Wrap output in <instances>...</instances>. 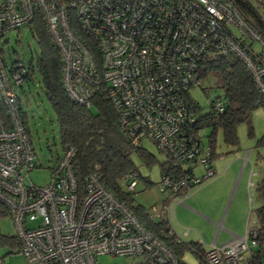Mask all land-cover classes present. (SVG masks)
I'll return each mask as SVG.
<instances>
[{
  "label": "built area",
  "instance_id": "built-area-1",
  "mask_svg": "<svg viewBox=\"0 0 264 264\" xmlns=\"http://www.w3.org/2000/svg\"><path fill=\"white\" fill-rule=\"evenodd\" d=\"M37 14L60 54L69 98L88 105L100 91L131 144L148 139L177 167L205 165L201 176L161 174L158 188L171 197L159 209L147 208L148 219H165L168 234L180 245L189 228L175 232L170 201L183 203L203 178L215 173L207 160L209 145H201L193 134L194 117L184 95L201 84L200 62L213 53L226 61L240 59L264 94V33L234 0H0V38ZM26 72L23 60L8 63L0 49V203L14 222L17 251L26 264H99L101 254L138 255L139 264H180L99 174L77 179L71 145L50 167L46 184L30 179L36 156L17 93ZM214 108L221 111L223 102L216 101ZM138 176L131 169L119 180L126 192L134 189ZM257 233L249 222L243 236L219 245L213 240L203 261L264 264V254L256 250ZM0 264L7 263L0 259Z\"/></svg>",
  "mask_w": 264,
  "mask_h": 264
},
{
  "label": "trees",
  "instance_id": "trees-1",
  "mask_svg": "<svg viewBox=\"0 0 264 264\" xmlns=\"http://www.w3.org/2000/svg\"><path fill=\"white\" fill-rule=\"evenodd\" d=\"M234 1L248 22L264 33V16L261 13L262 2L259 0ZM24 26L27 27L39 48L36 61L33 63L30 60L27 65V79L25 82L33 80L35 73H38V83L55 113L61 148L63 149L69 144L75 149L72 167L77 179L80 180L89 173L99 174L105 187L133 208V212L138 215L144 225L170 247L180 264H185L181 256L187 249L203 260L204 248L198 240L185 241L184 239L180 245L176 244L175 237L167 232L169 227L165 219L149 220L147 217L148 209L133 203V190L126 192L119 182L128 171L134 169L139 175L138 179L142 178L144 183L147 184L152 183L140 175L131 155L135 153L140 161L147 165L151 164L154 156L146 151L141 143L131 144L125 135L121 133L118 128L116 111L110 100L100 91L92 95L88 105L69 98L62 83L60 54L52 42L42 18L37 14ZM93 50L98 62V52L94 48ZM198 76L201 78V84L198 87L204 93H208L209 88H211L210 86H204V81L210 83L212 87L221 88L223 92L222 95H217L209 100L206 112H202V108L197 101L186 96L191 88L184 95L186 96L187 109L194 117L193 134L198 138L201 145H209L210 153L207 160L211 162L209 167L214 171L212 162L215 158L221 156L217 152V132H221L223 143L226 146H237V125L240 122H249L252 110L264 103V94L258 89L245 64L237 57L226 61L218 54H207L200 62ZM218 100L223 102L221 111L214 108V103ZM18 102L27 133L31 138L27 113L22 107L19 96ZM206 126L211 127V132L208 135H203L201 130ZM203 137H206L205 142L202 141ZM194 162H196L195 159ZM194 166L193 163L185 167L174 166L165 154V161L160 163V175L164 173L177 179L187 173L193 174ZM170 197L171 193H166L162 202L168 201ZM252 212L258 227V233L255 236L258 242L256 250L262 255L264 254V202L254 210L249 208L246 224H249ZM5 214H8V210L0 203V215ZM0 243L18 247L16 234L14 236L0 235Z\"/></svg>",
  "mask_w": 264,
  "mask_h": 264
},
{
  "label": "rangeland",
  "instance_id": "rangeland-1",
  "mask_svg": "<svg viewBox=\"0 0 264 264\" xmlns=\"http://www.w3.org/2000/svg\"><path fill=\"white\" fill-rule=\"evenodd\" d=\"M259 1L262 2L261 13L264 16V0ZM254 46L257 47L258 43H254ZM0 49L8 63L19 59L23 60L26 66L30 60L33 63L36 61L39 51L36 41L25 26L5 32L0 38ZM38 80L39 75L36 72L35 78L24 82L17 89V93L27 113L31 145L36 156L35 167L29 171L28 175L35 184L44 185L50 179V167L56 157L62 153V148L55 113ZM204 86L211 87L208 93H204L200 87H192L186 94L187 97L200 104L202 112L208 110L210 99L223 94L221 88L212 87L208 82L204 81ZM201 132L203 135H208L211 127L206 126ZM236 133L238 145L231 147L223 143L221 132H217V152L221 156L212 162L215 173L203 178L201 183L189 193L191 195L197 189L210 183L216 184L213 188L216 187L218 194L216 199L218 200L213 206L212 215L219 224H209L192 215H186L177 207L180 203L170 201V219L175 232L182 234L184 228H189L185 241L201 239L204 249H207L213 240L219 245L223 240L229 239L231 235L227 229L231 228L232 224L241 225L238 235L243 236L249 208L254 210L258 204L264 202V107L254 108L249 122H240L236 127ZM202 141L205 142L206 137H203ZM140 143L154 156V160L147 165L140 161L135 153L131 155V158L140 175L152 183H144L143 179L139 178L133 189L132 197L134 203L152 211L153 207L156 209L161 207L162 199L166 195L165 192L159 190L157 183L160 177V163L165 161V153L159 151L156 145L148 139H143ZM249 149L248 160L244 161L245 152ZM205 172L203 163L194 166L196 176H201ZM253 217L252 212L250 224L255 226ZM15 234L16 228L10 215H0V235L14 236ZM141 258L138 255L101 254L97 256V262L99 264H139ZM181 258L185 264H206L188 249L184 251ZM0 259L7 264H26L24 256L17 251V248L7 243H0Z\"/></svg>",
  "mask_w": 264,
  "mask_h": 264
},
{
  "label": "crops",
  "instance_id": "crops-1",
  "mask_svg": "<svg viewBox=\"0 0 264 264\" xmlns=\"http://www.w3.org/2000/svg\"><path fill=\"white\" fill-rule=\"evenodd\" d=\"M215 185L216 184L214 183H210L197 189L194 193L187 196L183 203L178 204L177 207H179L181 212L185 213L186 215H192L193 217L205 221L209 224H219L218 220L214 218V215H212V212L214 211L213 206L218 200L216 199L218 196V194L216 193V187L213 188ZM240 229L241 225H239L238 223H235L234 225L232 224V227L227 229L231 237L227 240H223L222 243L233 241L237 237H239L238 234L240 233Z\"/></svg>",
  "mask_w": 264,
  "mask_h": 264
}]
</instances>
